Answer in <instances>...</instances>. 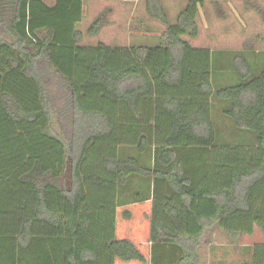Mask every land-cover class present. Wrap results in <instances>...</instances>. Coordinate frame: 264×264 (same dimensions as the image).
<instances>
[{"label": "trees", "instance_id": "obj_1", "mask_svg": "<svg viewBox=\"0 0 264 264\" xmlns=\"http://www.w3.org/2000/svg\"><path fill=\"white\" fill-rule=\"evenodd\" d=\"M146 1L157 44L113 47L79 45L83 0H0V264H201L214 225L264 233V51L222 52L220 84L183 38L205 0L174 24Z\"/></svg>", "mask_w": 264, "mask_h": 264}, {"label": "rangeland", "instance_id": "obj_2", "mask_svg": "<svg viewBox=\"0 0 264 264\" xmlns=\"http://www.w3.org/2000/svg\"><path fill=\"white\" fill-rule=\"evenodd\" d=\"M188 0H156L174 24ZM146 0H83V17L76 25L83 38L80 46L156 45L165 25L148 16ZM198 36H184L193 47L210 50H241L249 57L264 51V0H205L196 15ZM96 22V34L88 29ZM214 56V52H212ZM216 54V53H215ZM225 58V54L219 53ZM225 60V59H224ZM219 78V77H218ZM226 83V82H222ZM223 138L231 142L235 135L227 134L229 124L217 117ZM264 243V233L257 227L252 235L239 236L235 245L217 225L207 229L200 241L201 264H251L246 246Z\"/></svg>", "mask_w": 264, "mask_h": 264}, {"label": "crops", "instance_id": "obj_3", "mask_svg": "<svg viewBox=\"0 0 264 264\" xmlns=\"http://www.w3.org/2000/svg\"><path fill=\"white\" fill-rule=\"evenodd\" d=\"M208 49V48H207ZM210 50V49H209ZM210 51H212V52H214V55L216 56H218L219 58H217V60H216V62H217V65H218V72H217V82H219L220 84L224 81V82H226L227 80H228V78H229V76L231 75V73H230V75H228L229 74V71H230V69L227 67V64H228V61L225 59V58H223V57H221V56H219V54L218 53H222V52H227V51H225V50H216V51H214V50H210ZM216 53V54H215ZM226 56V55H225ZM229 57H230V55H229ZM225 59V60H224ZM229 59V58H228ZM219 77V78H218ZM222 107H223V105H221ZM221 106H219V107H217V108H215L214 109V111H213V118H215L216 119V121L217 120H220V119H217L216 118V116L217 117H220L222 120H225V122H228V126L227 127H229L230 126V130L227 132V134H232V135H235L236 134V132L238 133V131H235L233 128H232V125L229 123V121L226 119V118H224L223 117V115H222V113H221V111H222V107ZM217 125H218V129L220 130V132H221V135H224L223 134V131H222V127L220 128V125H219V123L217 122ZM256 228V227H255ZM254 228V229H255ZM248 236H250V235H248ZM258 244H260V243H258ZM264 244V243H263ZM253 246V245H252Z\"/></svg>", "mask_w": 264, "mask_h": 264}]
</instances>
